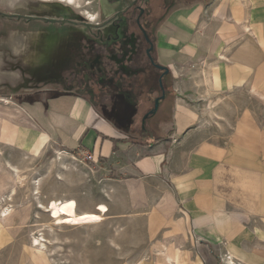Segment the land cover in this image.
Instances as JSON below:
<instances>
[{"label":"crops","instance_id":"0c3cea01","mask_svg":"<svg viewBox=\"0 0 264 264\" xmlns=\"http://www.w3.org/2000/svg\"><path fill=\"white\" fill-rule=\"evenodd\" d=\"M154 36L172 88L156 134L137 128L129 102L23 87L0 92V119L17 128L0 148L89 152L146 221L149 264H264V0H176Z\"/></svg>","mask_w":264,"mask_h":264},{"label":"rangeland","instance_id":"374dc122","mask_svg":"<svg viewBox=\"0 0 264 264\" xmlns=\"http://www.w3.org/2000/svg\"><path fill=\"white\" fill-rule=\"evenodd\" d=\"M95 1L90 11L98 21L91 24L72 6L0 0V92L17 93L19 89L4 84L27 77L34 68L35 85L29 87L33 92L80 85L92 91L99 105L115 102L124 110L129 102L136 111L129 112L126 105V113L140 130L143 114L155 107L160 96L159 83L156 92L148 89L150 63L138 32V12L130 17L135 8L147 4L145 0ZM164 1L149 0L157 21ZM142 24L150 35L154 33L149 19ZM18 42L22 46L16 51ZM6 63L16 67L11 70ZM168 111L165 104L151 120L155 134L158 124L170 120ZM16 129L0 119V132L7 138ZM59 153L65 154L57 148L41 155L0 148V212L4 207L13 209L0 224V264H149L153 243L146 221L127 210L124 198L111 186L113 174L78 152L64 160L70 171L62 170L54 163ZM10 166L26 178L25 187L18 185ZM14 189L16 194L8 199ZM41 203L51 212L39 209ZM89 217L95 221L89 222ZM35 238H44L46 246L38 250ZM231 257L225 254L218 264H236Z\"/></svg>","mask_w":264,"mask_h":264},{"label":"flooded vegetation","instance_id":"af4514ba","mask_svg":"<svg viewBox=\"0 0 264 264\" xmlns=\"http://www.w3.org/2000/svg\"><path fill=\"white\" fill-rule=\"evenodd\" d=\"M136 1V0H135ZM134 1V2H135ZM176 0H165L164 2H162V7L165 8L167 7L169 4L175 2ZM118 4V6L121 4L120 1L119 2H115ZM145 3L147 4L145 8H135L136 11H134L133 13L130 14V17H134V13L138 12V16H137V27H138V32L141 34L143 40H144V43L147 47V49L145 50V53H146V57L150 63V69H149V73H150V80H151V87H149L148 89H154V92H156V84L159 83L160 85V96L158 95L157 97L158 98H161L163 95H165V99L162 100L160 102V105L161 107L163 106V104L169 100V98L172 97V88H171V78H170V75L171 73H166L165 70L163 69H160L155 57H152L155 53V36H154V33L150 35L149 31L146 30L145 28V25L142 24V21H144L145 19H149L152 23V27L154 28L153 32H155V29H156V25H157V20H156V16H152V8H151V3L149 2V0H145ZM129 9V8H128ZM83 18V17H82ZM87 21V20H86ZM31 32H34V31H31ZM31 34V33H30ZM151 49V53L150 54H147V51ZM29 52V50H28ZM27 52V53H28ZM155 56V55H154ZM8 64V65H7ZM6 67L8 68V66H10V68H15V64L14 63H6L5 64ZM27 68H31L30 66H28ZM33 69V72L30 73L27 77H24V78H20L17 80V82L19 83V87L17 89H20V86L21 87H25L24 84H26L27 87H30V86H34L35 85V81H34V76H33V73H34V68ZM154 69V70H153ZM155 71L158 73V76L155 74ZM74 88V87H72ZM69 89V90H74V89ZM79 89H83L85 92H87L89 95H91L94 99H95V95L92 93V91H88V89L82 87L79 85ZM157 98V99H158ZM161 107L159 108V110L161 109ZM131 112H135L136 110H134L135 108L131 105L130 108H128ZM154 110V108H150V110H147L146 113L143 114L142 116V122H141V130L144 131V130H147L149 129L150 130V122L152 119H154L157 115H158V112L159 110L156 112V113H152ZM144 118V119H143ZM152 130V128H151Z\"/></svg>","mask_w":264,"mask_h":264},{"label":"bare ground","instance_id":"6f19581e","mask_svg":"<svg viewBox=\"0 0 264 264\" xmlns=\"http://www.w3.org/2000/svg\"><path fill=\"white\" fill-rule=\"evenodd\" d=\"M40 2L42 3V4H50V3H59L60 5H62V6H65V7H68V6H72V8L73 7H75V8H77V9H79V11H80V14L82 15V17L84 16V18L85 19H87L89 22H91V24L92 23H97V21H98V17L96 16V14L95 13H92L91 11H90V9H91V7H93L94 6V4L96 3V1L95 0H40ZM22 45L21 44H19V42H18V44H17V46H16V51H19V47H21ZM0 101H2V100H0ZM2 102H5V101H2ZM2 104V103H1ZM9 104V103H8ZM67 158H69V155L68 154H63V153H59L58 154V158L56 159V160H54V163H56V164H59V166H60V168H62V170H65V171H70V168L64 163V160H66ZM73 158V157H72ZM10 168H11V170H12V172H14L16 175H17V183H18V185H20V186H24L25 187V183H26V178L24 179V177L23 176H20V172L18 171V169L17 168H15L14 166H10ZM58 180H62V177H61V175L58 177ZM40 182H42V181H39V183ZM35 184H36V186H37V182H35ZM28 187V186H27ZM35 190H38L39 191V189H35ZM35 193H37V192H35ZM16 194V189H14L12 192H11V194L8 196V199L10 198V197H13L14 195ZM38 194V193H37ZM36 194V195H37ZM6 199V198H5ZM37 199V198H36ZM38 200H39V198H38ZM66 201V200H65ZM40 203V202H39ZM4 204V203H3ZM68 201H66V203H65V206L64 207H68ZM44 205V204H43ZM43 205H42V203H41V206H40V204L38 205L39 206V209H41V210H44V211H46V212H51V209L49 208V207H47V209H45L44 207H43ZM13 209H9V207L7 208V207H4V208H2L1 209V212H0V224H1V226H3V224H2V222L3 221H5V220H7L9 217H11V215H12V213H13V211H12ZM9 221H11V220H9ZM24 221V220H23ZM88 221L89 222H94L95 221V219L93 218V217H89V219H88ZM69 224V223H68ZM7 227V226H6ZM52 231V230H51ZM55 239V238H54ZM51 241V240H50ZM43 242H44V238H43V240H40V239H38V238H35V240H34V245L36 246V248H38V250H39V248L40 247H44V246H46V244L44 245L43 244ZM54 242V241H53ZM41 248V249H42ZM43 250V249H42ZM229 261H231V260H229ZM233 262H231V264H232Z\"/></svg>","mask_w":264,"mask_h":264},{"label":"water","instance_id":"95a60500","mask_svg":"<svg viewBox=\"0 0 264 264\" xmlns=\"http://www.w3.org/2000/svg\"><path fill=\"white\" fill-rule=\"evenodd\" d=\"M150 53H151V49L147 51V54H150ZM159 67L160 69L165 70L166 73L170 72L169 68L167 67H163V66H159ZM164 99H165V95H163L161 98L156 99V104H155V107L152 113H156L159 110L160 102Z\"/></svg>","mask_w":264,"mask_h":264},{"label":"built area","instance_id":"2783aa9c","mask_svg":"<svg viewBox=\"0 0 264 264\" xmlns=\"http://www.w3.org/2000/svg\"><path fill=\"white\" fill-rule=\"evenodd\" d=\"M79 155L85 156V159L88 161H93V157L89 152L80 151Z\"/></svg>","mask_w":264,"mask_h":264},{"label":"trees","instance_id":"16d2710c","mask_svg":"<svg viewBox=\"0 0 264 264\" xmlns=\"http://www.w3.org/2000/svg\"><path fill=\"white\" fill-rule=\"evenodd\" d=\"M160 141V140H159Z\"/></svg>","mask_w":264,"mask_h":264}]
</instances>
